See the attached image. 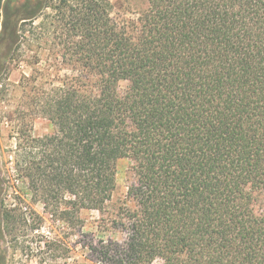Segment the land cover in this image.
<instances>
[{
    "label": "trees",
    "instance_id": "obj_1",
    "mask_svg": "<svg viewBox=\"0 0 264 264\" xmlns=\"http://www.w3.org/2000/svg\"><path fill=\"white\" fill-rule=\"evenodd\" d=\"M147 1L121 21L110 0H0V73L40 40L72 71L56 67L51 87L34 85L28 107L2 116L16 118V175L54 223L56 237L39 247L58 251L55 226L76 234L83 210L105 214L117 163L130 158L125 203L85 246L96 264H264V211L255 207L264 188V0ZM32 57L42 60L39 50ZM36 117L53 132L36 136ZM6 178L0 158V246L47 219L5 203Z\"/></svg>",
    "mask_w": 264,
    "mask_h": 264
},
{
    "label": "rangeland",
    "instance_id": "obj_2",
    "mask_svg": "<svg viewBox=\"0 0 264 264\" xmlns=\"http://www.w3.org/2000/svg\"><path fill=\"white\" fill-rule=\"evenodd\" d=\"M112 3V15L118 20L135 19L139 13L147 9V0H110ZM52 10H48L51 12ZM47 22V20H45ZM51 41V40H50ZM38 45L43 47L39 48ZM32 46L24 61L10 63V67L0 73V158L2 172L6 178L5 189L2 191V198L5 203L12 207L19 204L30 212L33 208L44 215L46 223L40 232H31V228H22L19 232L6 235L1 240L0 264H96L92 254L88 252L86 245L97 244L100 241V225H103V218L114 213L125 203L128 187L135 180L133 170L134 162L130 158L120 159L117 163V184L113 197L106 207L105 214L98 210H83L81 218L83 228L76 234H65V230L59 224L55 227L58 230L60 249L52 252L48 247H39V239L51 240L56 237L50 225L54 223L45 215L43 204L33 200L32 194L28 191L27 185L18 179L14 170L13 155L16 148L14 137L15 119L2 118L3 115H13L28 107L25 94H31L34 85L39 86L44 82V89H48L51 78L56 75V67L63 68L60 73H71L70 66H66L62 56H56L49 52L50 48L40 40ZM39 50L42 60L35 64L32 55ZM34 60V61H33ZM57 65V66H56ZM38 70V71H37ZM35 72L38 77L37 83L23 80ZM128 86L127 81L119 84L120 92L123 93ZM12 112V113H11ZM33 132L36 136H43L53 132L52 123L45 117H36L32 121ZM255 207L258 211H264V188L255 191ZM108 218V217H107ZM32 221V220H31ZM71 247L70 249H68ZM152 264H163L162 259H156Z\"/></svg>",
    "mask_w": 264,
    "mask_h": 264
}]
</instances>
